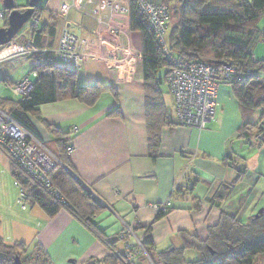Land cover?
Instances as JSON below:
<instances>
[{"label": "crops", "instance_id": "1", "mask_svg": "<svg viewBox=\"0 0 264 264\" xmlns=\"http://www.w3.org/2000/svg\"><path fill=\"white\" fill-rule=\"evenodd\" d=\"M70 1L53 0L56 8L40 21L42 31L34 36L19 32L18 40L38 37V47L45 49L53 62L51 51L58 43L61 15ZM129 1H121L109 27L99 26L77 11L68 14L72 30L80 40L94 43L76 81L80 86L102 83L106 88L98 100L92 105L77 99L39 105L44 122L66 133L65 136L52 133L37 117L31 116L30 120L49 151H62L59 141L62 136L73 146L67 154L72 172L101 204V210L91 220L113 241L114 248H122L119 236L122 222H126L136 236H148L152 259L157 261V255L167 250L182 249V256L186 250H196L187 245L190 236L205 241L208 229L219 223L222 214L248 223L258 209L264 211V141L253 140L256 133L253 125L259 115L243 114L231 86L218 87L214 116L199 129L175 122L173 98L163 82L160 93L171 123L161 124L155 155L149 151L141 34L130 28ZM18 40L0 48V54L14 48L0 58V98H11L4 90L5 86L11 90V86L2 81L3 77L8 83L22 80L10 79L6 70L9 63L30 58L33 63L30 71L34 66L31 56L19 53L20 44L15 43ZM114 49H119L118 56H114ZM158 75L161 78L162 71ZM167 96L171 97L170 104ZM244 147L256 150L246 156ZM0 153L5 154L1 150ZM0 166V238L4 242L25 244L29 235L52 264H88L110 255L111 250L69 210L61 208L49 215L36 204L23 209L17 203L20 189L17 190L14 179L12 183L9 159L7 169ZM241 167L245 172L234 183ZM229 185L232 187L226 192L224 187ZM165 201L169 204L159 215L153 205ZM136 264L153 263L150 257L139 254Z\"/></svg>", "mask_w": 264, "mask_h": 264}, {"label": "trees", "instance_id": "2", "mask_svg": "<svg viewBox=\"0 0 264 264\" xmlns=\"http://www.w3.org/2000/svg\"><path fill=\"white\" fill-rule=\"evenodd\" d=\"M220 2L221 0H161L153 2L166 6L169 13L167 31L170 30V32L169 35L166 32L164 37L167 46V50H165L139 12L137 0L129 1L130 28L141 34L147 143L149 151L153 155H155L160 142L161 124L171 123L168 120L167 109L160 93V86L165 82L171 64L168 55L189 62L214 65L232 64L242 71L249 69L264 71V61L255 60L252 54L255 44L261 39L264 40V28L258 27L259 21L264 19V0H235L232 5L225 8L221 7ZM40 10V7L35 6L33 15L39 16ZM171 21H174L173 25H171ZM40 31H42L41 27L30 31V34L34 36ZM27 41L38 47V37H20L15 43L23 44ZM30 56L34 60L31 70L32 79H29L31 88L23 94L15 95V97L0 98V110L41 141L30 120L31 116L37 117L52 133L60 132L55 126L46 124L40 117L39 105L41 103L59 99H77L85 105H92L106 87L102 83L89 86L78 85L77 72L53 65L52 58L48 53H34ZM46 68L50 69L49 74L43 72ZM159 71H164L161 78L158 75ZM33 73L36 75L33 76ZM2 81L10 84L11 87L16 84L8 83L4 77ZM226 84L231 86L245 116L251 117L259 113V120L253 125L257 131L259 123H262L260 118L264 114V79L252 78L243 81H230ZM261 107L263 111L259 110ZM60 133L66 135L63 132ZM64 136L59 138L62 151L56 153L50 150L59 161L51 171L50 179L52 187L59 190L65 203H62L61 199L57 198L52 191L33 181L1 145L0 150L8 156L10 173L14 181L18 182L25 192L28 204L39 205L49 215L55 214L61 208L69 210L111 250L110 255L104 257L100 262L95 261L88 264H123L112 254L115 249L112 245L113 241L107 238L104 232L91 220L101 210V204L94 199L91 191L74 176L67 158L68 139ZM244 172L245 168L243 167L237 169L234 183L242 178ZM231 187L232 185L225 186L224 190L228 192ZM67 203L69 206L66 205ZM163 213H159V215ZM190 239L187 245L201 253L198 260L185 263L182 249H171L160 252L157 255V263H264V211L257 218L252 217L248 223H242L234 217L222 214L219 223L208 229V237L205 241H199L193 235L190 236ZM26 247L23 243H6L0 238V253H5L4 259H0V264H14L15 256H18L20 264H23L19 253L25 254L26 260L29 262L36 260L40 264H52L48 255L38 245H34L35 249L31 254L26 253ZM144 247L152 263L157 264L151 256L148 236L144 239Z\"/></svg>", "mask_w": 264, "mask_h": 264}, {"label": "built area", "instance_id": "3", "mask_svg": "<svg viewBox=\"0 0 264 264\" xmlns=\"http://www.w3.org/2000/svg\"><path fill=\"white\" fill-rule=\"evenodd\" d=\"M121 1L71 0L65 6V12L61 15L63 23L58 43L51 51L54 59L53 65L79 72L87 63L94 47L93 41L83 42L73 32L71 19L68 17L69 12L77 11L83 16L93 19L97 25L109 27L113 13ZM137 6L158 41L167 50L164 40L169 23L167 7L147 0H137ZM8 13L2 5V0H0L1 27H5ZM40 23L39 16L32 15L28 22V30L35 31L39 29ZM18 48L20 54L29 56L34 53L43 54L46 52L45 49L38 48L29 41L20 44ZM119 54V49H114V56ZM168 59L171 64L165 82L173 98L175 122L185 127L201 129L213 118L215 109L218 106V87L221 84L252 78L264 79V74L259 70L242 71L232 64L214 65L189 62L169 55ZM43 72L49 74L50 69L46 68ZM35 75L33 73V76ZM30 88L31 81L29 78H24L11 87L15 95L23 94ZM259 110L263 111V108L261 107ZM253 140L256 142L264 141L263 123H259ZM0 145L33 181L52 191L57 198L61 199L62 203H65L59 190L52 187L50 179L51 171L55 164L59 163L58 159L47 149L43 142L33 137L2 110H0ZM72 150L73 146L68 145L66 148L67 153L69 154ZM230 165L234 167L235 163L231 162ZM14 184L20 188L19 202L21 207L25 208L27 203L26 194L18 182L14 181ZM167 204H169V201L153 206L159 213H163L166 211ZM66 205L69 206L68 203ZM119 239L122 242V248L120 250L114 249L112 254L123 264H136V257L139 254H143L149 259L144 247L145 238L136 236L133 227L126 222H122V233Z\"/></svg>", "mask_w": 264, "mask_h": 264}, {"label": "rangeland", "instance_id": "4", "mask_svg": "<svg viewBox=\"0 0 264 264\" xmlns=\"http://www.w3.org/2000/svg\"><path fill=\"white\" fill-rule=\"evenodd\" d=\"M28 1L29 0H14L15 7L18 10L22 11V10L26 9ZM248 1H250V0H248ZM52 2H53V0H39L38 1L37 6L41 8L40 13H39V15L41 17L40 21H42V22L44 21L45 15H46L47 12H49V10L56 8L54 4L52 5ZM234 2H235V0H221V2L219 4L221 5V7L225 8L226 6L232 5ZM28 22H29V20L24 24L23 28L20 31L21 33H24V31H26L25 33H30V31L28 30ZM173 24H174V21H171V25H173ZM1 26L2 25L0 23V27ZM258 27L260 29L264 28V19H261L259 21ZM169 32H170V30L167 31V35H169ZM252 54H253V57H254L255 60L264 61V40L263 39L259 40L255 44V47L253 49ZM32 64H33L32 63V59H30V58H21V60L16 59V60H14V64H10L9 63L8 67L6 68V70L8 71V75L10 76L11 80L16 81L18 79H23V78H29L31 80L32 76H31L30 69L32 67ZM1 70L3 71L4 67H1ZM261 73L264 74V71H262ZM163 74H164V71H162V76H163ZM4 90H5V94L8 95V96L12 97L14 95L11 92L12 89L10 90L9 86H5ZM167 100H168V104H170L171 103V97L167 96ZM256 115H259V113H257ZM251 117H253V116H251ZM260 119L262 120V123L264 124V121H263L264 120V114H263L262 118H260ZM262 143H264V142H262ZM258 144L259 143H257V145L255 144L257 148H259ZM256 147H253V148L244 147L245 150L247 149L246 150V156H250L251 153H253V151L256 150L255 149ZM7 163H8L7 155L3 154V153H0V165L4 166V168L7 169ZM0 169H1V166H0ZM11 180H12V183H13L12 175H11ZM17 187H18L17 190L20 189L19 186H17ZM18 202L19 201H17V203ZM19 204L21 205L20 202H19ZM19 204H18V206H19ZM27 206H28V203H26V207ZM32 240H33L32 237H29V235H28L26 237V240L24 241L26 246H27V248H28L27 251H26L27 254H31L34 251V249H35L34 248V244L32 243L33 242ZM19 254H20V258H21V261H22L23 264H40V263H37L36 260L29 262L28 260H26L25 254H23V253H19ZM4 256H5V253H0V259H4ZM199 258H200V254L198 253V251L193 250V249L186 250L183 253V261L185 263L194 262V261L198 260ZM10 260H12V259L10 258ZM155 262L157 263V261H155ZM157 264H159V262ZM258 264H264V263L263 262H259Z\"/></svg>", "mask_w": 264, "mask_h": 264}, {"label": "water", "instance_id": "5", "mask_svg": "<svg viewBox=\"0 0 264 264\" xmlns=\"http://www.w3.org/2000/svg\"><path fill=\"white\" fill-rule=\"evenodd\" d=\"M39 0H29L26 9L20 11L15 7L13 0H2L3 7L9 11L7 16V25L0 27V47L10 43L12 40H18V33L23 28L24 24L31 18L34 13V8ZM263 209H259L255 214L257 218ZM14 264H20V259L15 256Z\"/></svg>", "mask_w": 264, "mask_h": 264}, {"label": "bare ground", "instance_id": "6", "mask_svg": "<svg viewBox=\"0 0 264 264\" xmlns=\"http://www.w3.org/2000/svg\"><path fill=\"white\" fill-rule=\"evenodd\" d=\"M14 48H9L8 50H5L4 52H2V54H0V58L3 56V55H6L8 53H11V51L13 50Z\"/></svg>", "mask_w": 264, "mask_h": 264}]
</instances>
